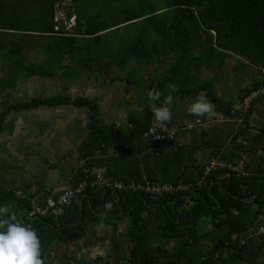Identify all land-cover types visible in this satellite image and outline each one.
Returning <instances> with one entry per match:
<instances>
[{
	"label": "crops",
	"instance_id": "0c3cea01",
	"mask_svg": "<svg viewBox=\"0 0 264 264\" xmlns=\"http://www.w3.org/2000/svg\"><path fill=\"white\" fill-rule=\"evenodd\" d=\"M204 37V33L198 32L191 46L182 48L184 61L180 62L182 69L176 75L170 72L179 56L175 51L169 52L167 47L161 56L153 59L154 63H148L143 69L136 60H131L126 71L107 72L100 62L98 66L93 65L92 57L84 63L87 60L79 56L65 58L63 62L72 66L67 71L59 67L58 73L47 77L34 74L26 77L16 71L5 74L0 68V85H3L0 87V189L14 195L16 191L22 192L26 197L15 196L17 199L4 207L7 218L17 221L26 214L29 208L22 207L20 200L29 205L44 204L49 197H59L74 189L83 177L80 164L86 159L82 158V152L92 133L89 109L59 105L8 110L10 106L39 97L94 100L101 123L111 131L129 135L141 131L147 123L145 111L155 108L151 84L163 82L169 90L165 106L173 113L167 123H181L186 119L202 121L200 127L191 132L181 131L172 143L153 144L143 135L133 143L102 144L89 160L88 167L101 170L112 179L134 183L145 180L194 183L214 159L241 167L247 176L240 178L263 173L264 99L255 102L249 118L243 123L232 111L241 108L250 90L264 84V68L253 65L248 57L231 53L222 57L203 43ZM77 66L79 73H76ZM51 68L47 66L46 71ZM70 69L75 70L78 81L76 76H69ZM205 85L206 88L201 89ZM170 86L176 90L172 92ZM198 96L207 97L214 105L211 114L194 116L189 113ZM213 177L232 178L223 172H216ZM92 191L98 193L101 189ZM112 194L115 195L114 190ZM78 201L81 210L85 206L96 216L104 215L103 212L97 214L100 206L93 210L92 198L87 193ZM74 209L53 211L48 216L49 226L57 231L69 225L78 226L74 221L62 225L65 215L74 220ZM262 224L264 216L258 226ZM212 225L211 218L201 221L199 233L208 232ZM86 226L84 235L76 240L54 244L49 264H113L129 257L133 232L128 213L116 225L103 220L92 223L90 218ZM161 240L168 251H178L177 236L165 235ZM247 245L250 264H264V237L253 239ZM216 256L214 264H233L227 252Z\"/></svg>",
	"mask_w": 264,
	"mask_h": 264
},
{
	"label": "trees",
	"instance_id": "16d2710c",
	"mask_svg": "<svg viewBox=\"0 0 264 264\" xmlns=\"http://www.w3.org/2000/svg\"><path fill=\"white\" fill-rule=\"evenodd\" d=\"M165 4L164 9L142 7L139 12L127 11L126 19L118 26L141 21L147 25V29L139 33L128 48L106 51V55L102 51L96 55L91 59L93 65L96 63L98 66L100 62V66L107 72L126 71L129 62L136 60L137 65L143 69L148 66V59L161 56L164 47H167L169 52L175 51L179 56L176 59L177 65L170 72L176 75L182 69L180 62L184 61L185 51L182 48L185 45L191 46L197 33L202 32L205 34L203 43L210 45V49L218 51L222 57L230 53L248 57L253 65L264 68V0H165ZM53 14L54 12L51 22L46 23L48 25H45L42 34H48L46 37L54 40L51 49L59 48L61 54L72 58H84L85 52H90L93 56V51L81 39L98 42L101 32L113 28L107 24L95 23L94 19L88 20L89 22L79 19L71 32L66 27L60 28L55 23ZM70 17L71 15L69 19ZM21 51V47L15 45L7 54L12 57L20 56ZM18 63L21 64L20 61ZM35 71L33 68L29 72L35 74ZM44 73L45 77L52 74L49 70ZM151 85L153 92L161 93L160 99L154 100L155 107L162 106L169 90L165 89L163 82ZM59 105L89 109L92 133L82 152V158L88 160V165L102 144H128L143 136L154 116L152 108L145 111L147 123L141 131L123 135L111 131L101 123L98 104L94 100L71 99L66 96L39 97L10 106L8 110L21 111ZM213 176L210 177L208 185L199 190L167 195L159 199L138 195L132 191L115 192V195L111 189L98 193L88 191L93 210L96 211V207L100 206L97 214L103 212L102 217L94 215L85 206L81 210L78 197L77 203L76 200L73 201V207L71 205L64 209L75 208L74 220L65 218V215V221L62 222V225H67L74 221L78 226L69 225L57 231L49 226L48 217L36 222L42 264H49L53 246L57 241L66 243L83 236L90 218L92 223L103 220L116 225L126 213L132 220L133 245L128 258L113 264H214L216 255L223 252L231 255L233 264H250L248 245L241 241L247 238L250 230L257 228L264 216V172L250 174L247 178L232 176L231 179H215ZM14 198L16 197L11 191L0 189V206L5 207ZM21 202L22 207L30 208L27 202L20 200ZM146 212L147 216L144 217ZM203 218H211L213 225L208 232L199 233L198 227ZM165 235L177 236L178 251L170 252L163 246L161 237ZM203 257H207L204 262L201 261Z\"/></svg>",
	"mask_w": 264,
	"mask_h": 264
},
{
	"label": "rangeland",
	"instance_id": "374dc122",
	"mask_svg": "<svg viewBox=\"0 0 264 264\" xmlns=\"http://www.w3.org/2000/svg\"><path fill=\"white\" fill-rule=\"evenodd\" d=\"M142 7L164 9L166 4L165 0H0V60H2L0 68L5 74L16 71L30 77L29 71L33 68L36 69L34 75L45 76L44 72L47 70V66L53 68L49 69L53 73L51 75L58 73V68L61 66L66 71L72 66L66 61L63 62L66 60L65 58L72 59V57L61 54L59 48L51 49V44L55 43L54 40L46 37L48 34H42L48 25L46 23L51 22L53 12L55 23L60 28H69L71 32L74 31L79 19L82 22L94 19L95 23L113 27L101 32L98 42H93V39L84 40V44L88 45L94 53L91 56L90 52H85L83 56L87 62L91 57L93 60L102 51L106 55V51L128 48L134 38L147 29V25L141 21L135 24L118 25L126 19L127 11L139 12ZM70 14L75 17L72 15L67 23ZM152 37L154 38L155 35ZM81 40L79 41L83 42V39ZM15 45L21 47L22 51L20 56L12 57L7 53ZM157 58L158 56L153 59ZM19 61L21 64L18 63ZM60 62L62 63L60 64ZM150 62L154 63L152 59H148L147 64ZM4 63H6L5 66ZM39 66L40 69L37 71ZM73 71L75 70L70 69L69 76H76ZM79 72L76 70V73ZM65 74L67 75L66 72ZM76 78L78 81L79 78L77 76ZM205 219L207 218H203V220Z\"/></svg>",
	"mask_w": 264,
	"mask_h": 264
},
{
	"label": "built area",
	"instance_id": "2783aa9c",
	"mask_svg": "<svg viewBox=\"0 0 264 264\" xmlns=\"http://www.w3.org/2000/svg\"><path fill=\"white\" fill-rule=\"evenodd\" d=\"M264 99V84L258 88L250 90L244 97L241 108L232 111V115L237 118L240 123H243L250 115L251 110L256 101ZM166 102L162 106H165ZM201 120L186 119L181 123L169 124L160 122L153 116L151 118L148 130L144 137L148 138L153 144L172 143L176 140L177 135L181 131L191 132L200 127ZM83 169V177L81 182L72 190L63 193L59 197H49L44 204L32 203L26 214L18 219L26 226L36 231V222L47 218L53 211H64L66 207L72 205L73 201L78 197H82L85 193L95 189L114 190L115 192L132 191L138 195L149 196L154 199H159L167 195H177L182 192L196 191L208 185L209 179L216 172L227 173L231 176L246 177V172L230 162L221 159L211 160L203 169L200 178L194 183L178 182H151L145 180L143 182H125L119 179H112L105 175L101 170L89 168L87 160H83L80 164ZM15 196L26 198L22 192L16 191ZM264 237V224L257 226L248 232L246 239L242 240V244H248L253 239ZM207 257L202 258V262L206 261Z\"/></svg>",
	"mask_w": 264,
	"mask_h": 264
},
{
	"label": "clouds",
	"instance_id": "9594fccd",
	"mask_svg": "<svg viewBox=\"0 0 264 264\" xmlns=\"http://www.w3.org/2000/svg\"><path fill=\"white\" fill-rule=\"evenodd\" d=\"M70 15L71 19L73 14ZM70 19L68 16L67 23ZM64 20L66 21V18ZM170 89L172 92L176 90L174 86H170ZM160 96L161 93L154 92L152 98L159 100ZM168 99L170 100L171 96ZM213 111L214 105L204 96H198L189 108V113L194 116L211 114ZM153 114L160 122H169L173 117L171 109L167 106L153 108ZM0 264H42L41 242L36 231L20 221L7 218V209L2 206H0Z\"/></svg>",
	"mask_w": 264,
	"mask_h": 264
},
{
	"label": "flooded vegetation",
	"instance_id": "af4514ba",
	"mask_svg": "<svg viewBox=\"0 0 264 264\" xmlns=\"http://www.w3.org/2000/svg\"><path fill=\"white\" fill-rule=\"evenodd\" d=\"M56 28H58V27H56ZM58 30V29H57Z\"/></svg>",
	"mask_w": 264,
	"mask_h": 264
}]
</instances>
